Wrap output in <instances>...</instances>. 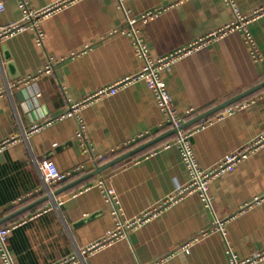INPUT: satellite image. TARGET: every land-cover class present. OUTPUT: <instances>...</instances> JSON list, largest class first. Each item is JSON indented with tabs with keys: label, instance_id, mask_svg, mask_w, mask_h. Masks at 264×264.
<instances>
[{
	"label": "crops",
	"instance_id": "0c3cea01",
	"mask_svg": "<svg viewBox=\"0 0 264 264\" xmlns=\"http://www.w3.org/2000/svg\"><path fill=\"white\" fill-rule=\"evenodd\" d=\"M57 1L27 0L33 9ZM233 1L243 15L264 3ZM123 6L133 17L155 11L139 22L153 57L188 47L234 20L225 0H123ZM20 17L17 0H0V26ZM40 25L42 45L32 30L0 39V219L172 129L139 81L80 107L89 147L81 146L76 119L60 116L99 87L137 72L142 59L122 31L125 16L116 0H66ZM248 30L259 59L235 29L162 72L175 109L182 115L195 110L185 121L264 80V15L249 22ZM50 59L51 71L40 73ZM250 99L255 102L246 108L186 127L196 130L190 142L201 167L262 133L264 88ZM173 134L0 223L11 228L6 247L15 261L54 264L73 255L69 264H230V252L246 257L264 250V143L210 182L211 208L189 195L110 244L88 249L118 220L139 217L186 183L177 148L163 147ZM42 157L59 171L77 172L48 194L37 166ZM106 189L113 190V200ZM216 220L224 222V237L214 229ZM185 243L188 251L182 249ZM81 250L86 252L80 255Z\"/></svg>",
	"mask_w": 264,
	"mask_h": 264
},
{
	"label": "built area",
	"instance_id": "2783aa9c",
	"mask_svg": "<svg viewBox=\"0 0 264 264\" xmlns=\"http://www.w3.org/2000/svg\"><path fill=\"white\" fill-rule=\"evenodd\" d=\"M116 1L125 16V27L122 29V31L131 39L133 51L136 56L142 59V66L137 72L123 75L111 83L99 87L92 93L83 97L80 101L70 104L68 109L60 116V118L74 117L76 119L77 129L75 132V138L79 141L81 146L88 148L89 146L86 138V126L83 119L79 116L80 107L89 104L102 96L113 95L131 84L142 81L153 93L156 105L163 115L165 122L172 129L176 130L173 140L164 143L163 147L169 148L171 146H175L177 148L181 157V161L187 171L188 179L186 183L176 186L174 190L169 193L161 202L144 211L139 217L126 222L118 220L115 224V228L111 231H108L104 239L95 242L88 249L110 244L117 238L123 236L127 228L135 227L138 224L144 223L149 219L156 217L162 209L180 201L186 196L195 194L199 197L205 207L211 208V197L208 193L210 182L224 173L233 171L235 167L249 155V153L264 143L263 130L262 133L257 135L254 139L239 147L238 149L226 154L214 164L205 168L201 167L198 164L190 142V137L196 130L181 127L187 116H192L195 110L190 108L186 112V115L180 114L175 109L172 97L166 87L165 81L162 78V72L169 69V67L177 59L189 54L193 49H196L205 43L223 37L225 34L232 32L235 29L242 32L250 52L254 57L259 59L258 50L248 30V23L257 17L264 15V3L253 9L248 15H243L236 9L233 0H225L226 3L230 5L234 13V20L231 23L224 25L216 31L208 33L205 37H202L188 47L177 49L168 55L153 57L149 52L145 37L141 33L139 22H144L147 19H151L154 16L155 11L148 10L141 13L137 17H133L128 14L126 9H124L123 0ZM65 2L66 0H60L53 3L52 5L44 7L43 9H33L28 5L27 0H17L18 6L21 10V17L20 19L7 25L0 26V39L25 30H32L35 33L37 43L42 45L44 37L40 25L42 18L53 13ZM52 65L53 60L50 59L48 64L40 73L50 72ZM254 102V99H248L237 105L228 106L224 108L223 111L219 113V115H217V119L222 118L223 116L238 109L246 108ZM39 127L35 126L32 127V129H39ZM2 147L3 145H0V150ZM37 166L42 175L43 182L45 183L46 187H49L47 188L48 194L50 193V187L52 185L61 181H65L73 173L77 172V169L66 172L59 171L52 160L44 157L37 160ZM106 192L113 200V190L106 189ZM114 214L118 215L116 208ZM223 224L224 222L221 220L214 221V229H216L224 237L225 231ZM10 229V227L0 226V258L3 264H18L6 247V240ZM189 244L190 243L183 244L182 249L188 251ZM226 246L230 252L227 243ZM85 252V250H81L80 255ZM74 258L75 256L72 255L54 264H69ZM262 259H264V250L254 252L246 257H238L237 255L230 252V264H256Z\"/></svg>",
	"mask_w": 264,
	"mask_h": 264
},
{
	"label": "water",
	"instance_id": "95a60500",
	"mask_svg": "<svg viewBox=\"0 0 264 264\" xmlns=\"http://www.w3.org/2000/svg\"><path fill=\"white\" fill-rule=\"evenodd\" d=\"M264 87V80L257 83L256 85H253L247 89H245L244 91H241L240 93L222 101L221 103L207 109L206 111H203L202 113L192 117L191 119H189L188 121H185L181 127L183 128H186L187 126L199 121V120H202L204 118H207L208 116L216 113L217 111L221 110V109H224L226 107H228L229 105H231L233 102H236L246 96H248L249 94L261 89ZM175 129H171L169 130L168 132L166 133H163L161 135H158L156 137H154L153 139H150L128 151H126L125 153L111 159L110 161H107L106 163H103V164H100V165H97L92 171L68 182L67 184L63 185L62 187H60L59 189L55 190L52 195H56L68 188H71L79 183H81L82 181L86 180L87 178L93 176V175H96V174H101L102 171H104L105 169L115 165L116 163H119L129 157H131L132 155H135L141 151H143L144 149L154 145L155 143L161 141L164 137H166L167 135H170V134H173L175 133ZM52 195L50 196H43L17 210H15L14 212H12L10 215H8L7 217L3 218V219H0V223L4 222L6 219L10 218V217H13V216H17L19 214H21L22 212L24 211H27L29 209H31L32 207L36 206L37 204L43 202V201H46L47 199H49V197H51Z\"/></svg>",
	"mask_w": 264,
	"mask_h": 264
},
{
	"label": "trees",
	"instance_id": "16d2710c",
	"mask_svg": "<svg viewBox=\"0 0 264 264\" xmlns=\"http://www.w3.org/2000/svg\"><path fill=\"white\" fill-rule=\"evenodd\" d=\"M168 70V69H167ZM264 88V87H263ZM262 89V88H261ZM260 90V89H259ZM259 90H257V91H259ZM257 91H255V92H253V93H251V94H249L248 96H246V97H244V98H242V99H240V100H238V101H236V102H233L231 105H229V106H234V105H237V104H239V103H241L242 101H244V100H248V99H250V97L254 94V93H256ZM223 111V109H221V110H219V111H217L216 113H214V114H218V113H221ZM214 114H212V115H214ZM212 115H210V116H212ZM209 117V116H208ZM173 136H174V134H173ZM72 177V176H71ZM71 177H69L68 179H70ZM68 179H66V180H68ZM65 180V181H66ZM62 182H64V181H61V182H58V184L59 183H62Z\"/></svg>",
	"mask_w": 264,
	"mask_h": 264
}]
</instances>
